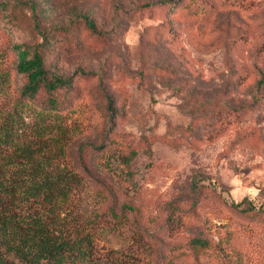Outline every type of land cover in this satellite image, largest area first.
Masks as SVG:
<instances>
[{"label":"rangeland","instance_id":"1","mask_svg":"<svg viewBox=\"0 0 264 264\" xmlns=\"http://www.w3.org/2000/svg\"><path fill=\"white\" fill-rule=\"evenodd\" d=\"M16 45L71 82L67 164L102 259L264 264V214L231 207L264 209V0H0L13 69Z\"/></svg>","mask_w":264,"mask_h":264},{"label":"trees","instance_id":"2","mask_svg":"<svg viewBox=\"0 0 264 264\" xmlns=\"http://www.w3.org/2000/svg\"><path fill=\"white\" fill-rule=\"evenodd\" d=\"M14 50V69L0 50V264H108L76 207L83 179L67 164L71 82L48 79L38 48ZM15 73L27 77L20 90L14 87ZM231 207L249 217L264 214L248 200ZM187 245L195 253L217 248L200 236Z\"/></svg>","mask_w":264,"mask_h":264}]
</instances>
